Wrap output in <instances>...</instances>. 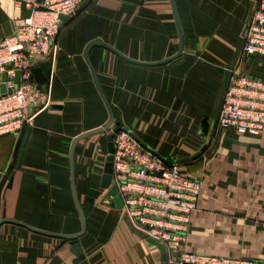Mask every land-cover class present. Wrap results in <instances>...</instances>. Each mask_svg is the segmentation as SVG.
Returning <instances> with one entry per match:
<instances>
[{"label": "crops", "instance_id": "0c3cea01", "mask_svg": "<svg viewBox=\"0 0 264 264\" xmlns=\"http://www.w3.org/2000/svg\"><path fill=\"white\" fill-rule=\"evenodd\" d=\"M43 2L44 0H34ZM183 32L182 54L146 65L101 45L87 51L110 103L114 125L136 134L160 156H191L182 165L201 180L192 212L188 251L262 260L264 263V132L216 128L224 73L237 56L251 0H173ZM18 0H0V38L26 16ZM99 39L142 62H156L179 50L170 0H85L62 22L55 59H39L33 80L51 93L19 134L0 135V218L59 234L81 230L70 180V145L77 135L108 120L85 50ZM244 70L264 78V55H248ZM2 72L0 71V83ZM209 120V127L204 124ZM100 134L77 141L74 180L86 229L70 239L28 227L0 225V264H162L156 244L134 231L101 186L105 154Z\"/></svg>", "mask_w": 264, "mask_h": 264}, {"label": "built area", "instance_id": "2783aa9c", "mask_svg": "<svg viewBox=\"0 0 264 264\" xmlns=\"http://www.w3.org/2000/svg\"><path fill=\"white\" fill-rule=\"evenodd\" d=\"M18 2L30 13L13 33L0 38V71L7 74V91L0 94V135L19 134L37 112L52 103L51 93L33 80L32 68L41 58L55 59L60 49V15L75 16L85 0ZM248 53L264 55V0L254 3L214 120L216 128L261 134L264 78L244 70ZM113 144L111 184L122 201L123 218L134 231L161 242L166 264H264L185 250L186 231L202 190L200 178L181 164L167 165L128 129L114 132Z\"/></svg>", "mask_w": 264, "mask_h": 264}, {"label": "water", "instance_id": "95a60500", "mask_svg": "<svg viewBox=\"0 0 264 264\" xmlns=\"http://www.w3.org/2000/svg\"><path fill=\"white\" fill-rule=\"evenodd\" d=\"M170 1H171V6H172V9H173L174 16H175V21H176V25H177V29H178V34H179V43H180L179 50L174 55H172V56H170L168 58H165L163 60L156 61V62H142V61L134 60L132 58H129V57L125 56L124 54L120 53L118 50H116L112 46L102 42L99 39H95V40L89 42V44L86 47L84 55H85V58H86L87 62L89 63L90 68H91L93 79H94V82H95V84L97 86V89H98V91H99V93L101 95V98L103 99V102H104V104H105V106H106V108L108 110V120L104 124H102L101 126H99L97 128H94L92 130H88V131L80 133L75 138H73V140L71 142V145H70V152H69V158H70V180H71V186H72V192H73L74 200H75L77 211H78V214H79V217H80V221H81V230L79 232L73 233V234L53 233V232H49V231H45V230H41V229L32 227V226H30V225H28V224H26L24 222H21V221L15 220V219L7 218L5 216V214H3L2 217L0 218V225L3 222H13V223L24 225V226L28 227L29 229L37 231V232H41V233L49 234V235H54V236H59V237H63V238H68V239H70V243H71V246H72L71 250L73 252H75L76 254H79L80 253V246H79V243H78L77 239H78L79 236H81L85 232L86 219H85V214H84V211L82 209V206L79 203V200H78V197H77V192H76V187H75V180H74V160H73V156H74V149H75V145H76L77 141L82 139V138H84V137L93 135V134H100L98 140H99V144L101 146L102 152L105 154V163H104V168H103V174H102V177H101V186H103L104 188L107 189L108 200H109L111 206H114V207H117V208H120L122 206V201H121L120 197L117 194L116 187H115L114 184H111L112 153H113V150H114L113 135H114V132L118 131L122 127L120 125H114L113 109H112L110 103L108 102L105 94L103 93V91L101 89V86H100L99 81L97 79V76H96V73L94 71V68H93V66L91 65V63L88 60L87 51H88L89 47L92 46V45H101V46H104L105 48L113 51L114 53H116L117 55L121 56L122 58H124L126 60H129V61L134 62V63H140V64H146V65H159V64L166 63L168 61H171V60L179 57L182 54L183 51L193 52V50H191V49L184 48L183 32H182L179 16H178V13H177V9L175 7L174 1L173 0H170ZM252 4H253V0H251V2H250L249 15L251 13ZM29 13H30V10H27L26 11V15H28ZM60 18L64 21V20L68 19V16L64 15V14H61ZM248 19H249V16H248L247 21H246V23L244 25L242 34H244V32L246 30ZM254 55H255V53H248L249 57H253ZM216 68H218L219 70H221L224 73L223 86H225L226 83H227V80H228L230 69H229V67H222V66H216ZM17 78H18V73L16 72L15 80H17ZM6 80H7V74H6V71H3L2 72V77H1V83H0V94H4L7 91L6 83H5ZM208 127H209V120L204 124V129H207ZM134 136L138 139V141L144 147H146L147 149H150V150L152 149L145 142H143L136 134H134ZM205 147H206V145H203L200 150H198L197 152H195L191 156H183V157H179V158H176V157H173V156H161V157H162V159L164 160V162L167 165H173V164H176V163L183 165V164H185V163L197 158L202 153V151L205 149ZM182 171L184 172L185 170H182ZM149 240L158 246V248H159V250L161 252V260L163 261L162 264H166L165 261H166L167 255H166L165 247L161 244L160 241L155 240L152 237H149Z\"/></svg>", "mask_w": 264, "mask_h": 264}, {"label": "flooded vegetation", "instance_id": "af4514ba", "mask_svg": "<svg viewBox=\"0 0 264 264\" xmlns=\"http://www.w3.org/2000/svg\"><path fill=\"white\" fill-rule=\"evenodd\" d=\"M255 1H256V0H253L252 9H253V6H254ZM252 9H251V11H252ZM250 14H251V13H250ZM249 16H250V15H249Z\"/></svg>", "mask_w": 264, "mask_h": 264}]
</instances>
